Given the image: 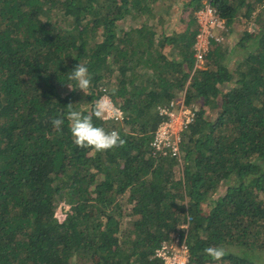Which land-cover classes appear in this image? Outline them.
Here are the masks:
<instances>
[{
    "label": "trees",
    "instance_id": "obj_1",
    "mask_svg": "<svg viewBox=\"0 0 264 264\" xmlns=\"http://www.w3.org/2000/svg\"><path fill=\"white\" fill-rule=\"evenodd\" d=\"M178 2L183 29L167 33ZM212 4L225 38L242 19L254 30L211 41L200 69L203 0H0V264H164L155 249L178 237L187 264H264L253 260H264V20L253 17L264 0ZM77 63L87 93L68 88ZM101 87L126 119L94 123L125 143L93 152L73 144L66 119L59 132L51 120L69 103L91 112ZM182 93L201 104L178 169L152 154L151 138L157 108ZM221 183L226 193L210 198ZM209 246L226 255L213 261Z\"/></svg>",
    "mask_w": 264,
    "mask_h": 264
},
{
    "label": "built area",
    "instance_id": "obj_2",
    "mask_svg": "<svg viewBox=\"0 0 264 264\" xmlns=\"http://www.w3.org/2000/svg\"><path fill=\"white\" fill-rule=\"evenodd\" d=\"M212 2L213 0H203L202 7L195 12L198 30L193 43L194 68L204 67L211 41L221 43L226 37L225 20L219 15ZM104 97L108 98L106 102L109 103V112L103 121L123 124L126 119L124 109L114 102L106 87H101V93L96 102ZM157 110L161 119L151 138V152L153 155L168 154L181 164L182 131L193 121L195 107L185 103L183 93V96L172 99L168 105L159 106ZM154 255L164 264H187L189 249L185 239L179 240L178 237L171 241H161Z\"/></svg>",
    "mask_w": 264,
    "mask_h": 264
},
{
    "label": "clouds",
    "instance_id": "obj_3",
    "mask_svg": "<svg viewBox=\"0 0 264 264\" xmlns=\"http://www.w3.org/2000/svg\"><path fill=\"white\" fill-rule=\"evenodd\" d=\"M68 78L76 82L75 88L82 93H87L91 87L92 78L88 68L84 64L77 63L68 73ZM107 97L98 100L92 107L91 112L85 113L80 110H74L72 103L66 105V116L53 118L52 126L56 131H61L65 119L69 122L68 127L71 133L73 144L81 149H90L93 152H104L124 145L125 141L121 138L119 131H107L104 127L97 126L94 119L103 120L109 112V103ZM204 252L213 261H220L226 255L222 247L209 246Z\"/></svg>",
    "mask_w": 264,
    "mask_h": 264
},
{
    "label": "rangeland",
    "instance_id": "obj_4",
    "mask_svg": "<svg viewBox=\"0 0 264 264\" xmlns=\"http://www.w3.org/2000/svg\"><path fill=\"white\" fill-rule=\"evenodd\" d=\"M263 10V11H262ZM261 14L260 15V19L264 20V6H260L257 7L254 11H253V17H256L257 14ZM186 16V14L184 12L181 11V4L178 2V4L175 5V9L173 11V15L171 17L168 18L169 20V26L167 29V33H170L172 31H181L183 29V23H182V17ZM127 25V24H125ZM128 26V25H127ZM244 30H250L253 31L254 30V26L252 24L251 21H245V20H240L238 22H236L233 25L232 31H230L228 33L227 38H225V40L222 43L224 44H228V45H232L233 42H235L237 39H239L242 35V32ZM164 51V50H163ZM237 56H231V60H230V68L232 69V66L234 65L233 63L237 60ZM183 96V93L178 95L177 97H181ZM195 108H198L201 104V100H196L194 102L191 103ZM207 115H209V118H214L216 115V111L215 109H208L207 108ZM181 164H178V169H180L179 167ZM226 193V186L225 184H220L218 189L215 190V192L210 193V198H217L220 196H223ZM209 201V200H208ZM209 204V203H207ZM209 206L207 207L205 206V210L208 211L209 210ZM67 209L66 204H61L60 207L57 209L56 214L57 216H60L63 214V211ZM227 249L232 250V251H236L237 248L234 246H228ZM254 262H260V261H264L263 259H261L259 256H254L253 258ZM205 264H210V263H205Z\"/></svg>",
    "mask_w": 264,
    "mask_h": 264
}]
</instances>
